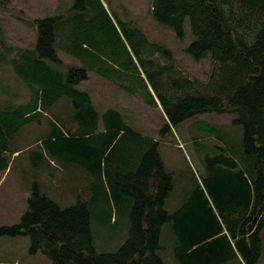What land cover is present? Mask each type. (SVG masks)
I'll list each match as a JSON object with an SVG mask.
<instances>
[{"label":"trees","instance_id":"1","mask_svg":"<svg viewBox=\"0 0 264 264\" xmlns=\"http://www.w3.org/2000/svg\"><path fill=\"white\" fill-rule=\"evenodd\" d=\"M151 12L181 39L189 22L193 40L186 51L196 60L212 59L206 79L186 73L169 47L103 0H74L66 13L36 19V43L15 61L32 88L30 100L0 101V167L8 166L4 152L19 129L66 96L72 114L53 113L43 147L80 164L94 177V194L62 208L33 183L20 221L0 226V237L28 236L30 252L51 264H168L161 254L168 229L178 264H258L264 247V0H152ZM60 50L81 64L63 69ZM93 70L160 106L163 134L197 114H236L242 150L223 156L221 166L210 159L203 185L168 210L175 182L160 141L135 130L118 108L98 111L78 88ZM36 159L44 154L36 152ZM109 195L125 209L128 232L117 249L99 251L93 210L96 198Z\"/></svg>","mask_w":264,"mask_h":264},{"label":"rangeland","instance_id":"2","mask_svg":"<svg viewBox=\"0 0 264 264\" xmlns=\"http://www.w3.org/2000/svg\"><path fill=\"white\" fill-rule=\"evenodd\" d=\"M73 1L0 0V101L3 106L30 100L32 88L19 76L15 61L21 60L20 51L34 47L37 38L36 19L66 13ZM103 2L107 8L117 10L122 18L127 17L136 22L152 40L169 47L176 62L186 73L206 79L212 59L207 56L196 60L186 51L193 40L189 22L185 24L186 34L181 39L172 28L161 24L153 16L152 0ZM59 54L63 69L69 64H81L80 59L64 50H60ZM78 88L90 94L100 113L110 107L118 108L135 130L160 141V152L175 182L166 204L170 211L185 201L198 182L203 185V179L208 175L206 164L210 159L214 165L221 166L224 165L221 162L223 156L231 157L242 150L243 127L233 121L236 117L234 113L197 114L163 134L166 118L160 106L148 104L96 71H90L89 78L82 81ZM72 109V102L66 96L59 98L48 110H43L39 118L34 117V121L24 124L16 139L9 142L8 150L4 152L9 161L8 166L0 167V226L20 221L27 209L33 183H38L42 191L62 208L76 204L80 198H92L94 193L90 186L94 177H90L80 164L63 160L52 154L49 148L47 152L42 143L52 132L53 113L69 119ZM217 133L224 137H217ZM36 152L43 153L45 159H36ZM95 202L92 230L96 248L99 251L115 250L127 237V213L111 195L106 201L100 196ZM172 248L173 237L167 229L161 254L168 264H178ZM16 261L18 264H51L41 252H30L28 236L0 237V262ZM227 264H238V261L231 259ZM258 264H264V247Z\"/></svg>","mask_w":264,"mask_h":264},{"label":"crops","instance_id":"3","mask_svg":"<svg viewBox=\"0 0 264 264\" xmlns=\"http://www.w3.org/2000/svg\"><path fill=\"white\" fill-rule=\"evenodd\" d=\"M122 113H123V112H122ZM14 263H15V264H18V263H17V261H16V262H14Z\"/></svg>","mask_w":264,"mask_h":264}]
</instances>
